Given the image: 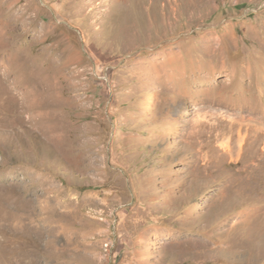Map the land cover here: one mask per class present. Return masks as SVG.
I'll return each instance as SVG.
<instances>
[{"label": "rangeland", "instance_id": "1", "mask_svg": "<svg viewBox=\"0 0 264 264\" xmlns=\"http://www.w3.org/2000/svg\"><path fill=\"white\" fill-rule=\"evenodd\" d=\"M0 264H264V0H0Z\"/></svg>", "mask_w": 264, "mask_h": 264}]
</instances>
